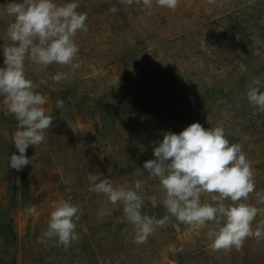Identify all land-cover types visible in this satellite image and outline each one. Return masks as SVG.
Listing matches in <instances>:
<instances>
[{
  "label": "rangeland",
  "instance_id": "rangeland-1",
  "mask_svg": "<svg viewBox=\"0 0 264 264\" xmlns=\"http://www.w3.org/2000/svg\"><path fill=\"white\" fill-rule=\"evenodd\" d=\"M0 0V67L11 17ZM20 2V0H17ZM58 4L69 0H56ZM87 14L86 32H78L79 67L25 61L26 78L49 97L46 114L53 126L45 141L26 150L33 163L16 171L8 157L17 121L0 97V264H264V239L249 237L240 251L211 249L208 222L190 231L174 217L133 243L134 232L122 206L90 192V172L113 186L144 181L142 213L161 219L163 191L143 168L163 133H179L193 122L222 127L230 143H239L251 163L256 192H264V111L247 101L249 83L258 78L264 91V0H179L172 11L119 0H77ZM118 11L112 13L111 7ZM57 72L67 79L53 91L39 84ZM57 99L64 101L56 108ZM217 194L202 202L215 204ZM153 200L156 201L153 206ZM53 201L80 209L79 239L65 249L44 234ZM230 203V201H225ZM248 203L257 205L255 193ZM35 205L37 214L26 208ZM264 224V211L252 223Z\"/></svg>",
  "mask_w": 264,
  "mask_h": 264
},
{
  "label": "clouds",
  "instance_id": "clouds-1",
  "mask_svg": "<svg viewBox=\"0 0 264 264\" xmlns=\"http://www.w3.org/2000/svg\"><path fill=\"white\" fill-rule=\"evenodd\" d=\"M211 3L212 0H209ZM120 4L140 5L151 14L154 6L175 11L179 0H119ZM77 0L58 4L56 0H12L6 12L11 17L6 35L10 45L3 49L4 67H0V97L17 121L12 144L19 155L8 157V165L16 171L33 161L26 156L27 148L45 141V134L53 126V117L46 114L49 97L36 89L38 84L26 78L25 61L30 59L42 69L58 64L72 72L79 67L74 63L79 52L75 37L88 30L87 14L78 12ZM110 12L116 13L113 6ZM51 83L41 79L53 91L67 79L63 72L51 76ZM262 81L254 78L248 85L247 101L259 111H264ZM56 108H63L64 101L57 99ZM154 159L144 161L143 168L149 177L158 181L163 191L160 203L166 215L157 219L142 213L144 181L135 180L134 187L113 186L99 172H90V192L104 194L114 206L121 205L124 220L132 226L133 243H146L158 227L170 217L184 224L190 231L203 229L208 222L215 226L208 229L210 247L214 251H240L246 239H264V224L255 230L252 223L264 209L248 203L255 193L257 205H264V192H256L251 163L239 143H230L222 127L204 128L193 122L179 133L166 131L162 140L152 149ZM217 194L216 203L202 202L205 194ZM230 201V203H225ZM156 201L153 200V206ZM45 236L55 238L56 246L65 249L79 239L76 222L80 209L68 201H53ZM29 216L37 214L35 205L26 208Z\"/></svg>",
  "mask_w": 264,
  "mask_h": 264
}]
</instances>
